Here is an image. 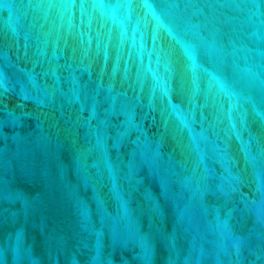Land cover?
I'll return each instance as SVG.
<instances>
[{"label":"water","instance_id":"obj_1","mask_svg":"<svg viewBox=\"0 0 264 264\" xmlns=\"http://www.w3.org/2000/svg\"><path fill=\"white\" fill-rule=\"evenodd\" d=\"M0 264H264V0H0Z\"/></svg>","mask_w":264,"mask_h":264}]
</instances>
